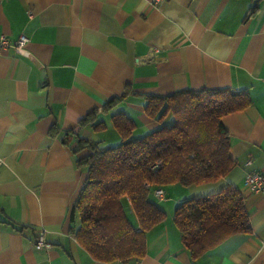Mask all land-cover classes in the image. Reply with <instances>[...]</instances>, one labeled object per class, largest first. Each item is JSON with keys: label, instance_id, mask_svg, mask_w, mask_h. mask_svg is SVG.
Listing matches in <instances>:
<instances>
[{"label": "crops", "instance_id": "0c3cea01", "mask_svg": "<svg viewBox=\"0 0 264 264\" xmlns=\"http://www.w3.org/2000/svg\"><path fill=\"white\" fill-rule=\"evenodd\" d=\"M0 0V34L28 37V54L0 52V264H264V189L244 177L264 174V0ZM228 87L251 102L222 118L235 165L222 178L161 186L149 199L165 217L145 233L141 257L95 259L70 233L73 202L86 176L78 139L105 141L110 114L134 119L140 136L159 126L144 95ZM130 92L111 113L107 100ZM96 112L103 129L80 126ZM109 125H111L109 127ZM138 132V133H137ZM236 186L251 230L191 258L173 221L184 199ZM125 213L137 218L129 199ZM51 243L36 248V236Z\"/></svg>", "mask_w": 264, "mask_h": 264}, {"label": "trees", "instance_id": "16d2710c", "mask_svg": "<svg viewBox=\"0 0 264 264\" xmlns=\"http://www.w3.org/2000/svg\"><path fill=\"white\" fill-rule=\"evenodd\" d=\"M253 12L260 0H253ZM130 92L113 97L103 105L111 113ZM144 112L159 126L143 135L123 111L110 114L121 140L103 145L93 139H78L74 152L89 151L76 163L86 176L73 202L70 220L78 218L69 231L95 259L104 261L141 257L145 233L164 219L165 212L149 199V193L171 183L183 186L212 182L224 177L235 165L228 153L229 136L222 118L246 108V90L228 87L182 89L166 95L145 94ZM103 129L96 112L80 120V126ZM160 165L153 170L155 163ZM147 185V186H146ZM127 197L137 221H129L123 200ZM173 221L191 258L202 255L228 236L250 232L244 196L229 183L218 191L182 200L173 211Z\"/></svg>", "mask_w": 264, "mask_h": 264}, {"label": "built area", "instance_id": "2783aa9c", "mask_svg": "<svg viewBox=\"0 0 264 264\" xmlns=\"http://www.w3.org/2000/svg\"><path fill=\"white\" fill-rule=\"evenodd\" d=\"M158 1V0H156ZM28 42V37L25 34H20L16 39L10 40L4 34H0V52L6 50L8 48H12L16 53L19 54H28V50L26 48V44ZM3 164V158L0 156V166ZM160 163H155L152 165V169L155 170ZM245 183L249 186L251 191L258 192L264 189V174L259 172L258 170H250L245 174L244 177ZM147 186V185H146ZM154 194L163 197L164 192L161 187L156 188ZM34 246L36 248H50L51 243L47 242L42 233H39L34 241ZM135 264H142L137 261Z\"/></svg>", "mask_w": 264, "mask_h": 264}, {"label": "rangeland", "instance_id": "374dc122", "mask_svg": "<svg viewBox=\"0 0 264 264\" xmlns=\"http://www.w3.org/2000/svg\"><path fill=\"white\" fill-rule=\"evenodd\" d=\"M111 125H109V127H110ZM113 130V129H112ZM111 129H108L107 128V130L105 131V132H103L102 134L104 135V139L106 140V142L105 141H101V143L103 144V145H105V144H108V145H116L117 143H119L118 142V140L116 141V140H113L112 138L114 137L113 136V132L114 131H112ZM135 133V132H134ZM138 133V132H137ZM136 134V133H135Z\"/></svg>", "mask_w": 264, "mask_h": 264}]
</instances>
